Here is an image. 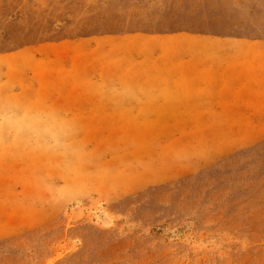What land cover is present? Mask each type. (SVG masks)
<instances>
[{
    "label": "rangeland",
    "instance_id": "rangeland-1",
    "mask_svg": "<svg viewBox=\"0 0 264 264\" xmlns=\"http://www.w3.org/2000/svg\"><path fill=\"white\" fill-rule=\"evenodd\" d=\"M0 264H264V0H0Z\"/></svg>",
    "mask_w": 264,
    "mask_h": 264
}]
</instances>
